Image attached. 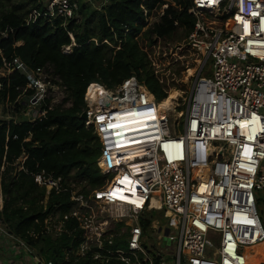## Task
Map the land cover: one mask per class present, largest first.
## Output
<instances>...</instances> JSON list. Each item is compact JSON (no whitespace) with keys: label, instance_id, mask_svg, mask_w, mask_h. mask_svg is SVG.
I'll return each mask as SVG.
<instances>
[{"label":"built area","instance_id":"obj_1","mask_svg":"<svg viewBox=\"0 0 264 264\" xmlns=\"http://www.w3.org/2000/svg\"><path fill=\"white\" fill-rule=\"evenodd\" d=\"M192 1L189 13L196 22L184 46L203 59L173 108H161L163 101L135 77L114 88L87 87L84 122L98 138L97 164L106 182L87 195L73 192L71 213L46 220V232L54 236L72 234L66 223L77 221L79 247L66 254L67 261L91 254L99 264H155L142 246L141 221L161 212L149 231L160 239L159 248L166 237L176 250L171 261L159 253L160 264H245L247 249L264 243L258 211L264 191V0ZM95 2L50 0L26 24L61 18L66 25L79 20L82 3ZM71 52V46L63 49ZM0 72L26 78L20 90L32 92L26 106H33L32 114L26 115L28 108L24 113L29 122L45 117V101L50 110L63 105L59 95L65 88L51 66L34 69L14 57L4 60ZM36 181L46 187L45 203L53 190L63 191L61 179L45 172ZM118 239L127 241V252L113 248ZM0 246L6 253L0 264H55L2 228ZM128 254L141 258L132 261Z\"/></svg>","mask_w":264,"mask_h":264},{"label":"trees","instance_id":"obj_2","mask_svg":"<svg viewBox=\"0 0 264 264\" xmlns=\"http://www.w3.org/2000/svg\"><path fill=\"white\" fill-rule=\"evenodd\" d=\"M49 2L0 0V69L4 60L14 57L34 69L51 66L72 103L69 108L57 105L50 110L46 107L49 101H45V117L29 122L21 113L32 94L24 95L20 90L26 87V78L18 72L0 77V107L10 104L20 115V120H0V228L55 264H99L91 254L65 259L79 247L81 232L75 219L66 223L72 234L46 232L50 215L63 218L75 208L73 192L87 195L106 182L97 164L98 138L81 119L85 92L92 83L114 88L135 77L158 101L177 100L181 93L169 92L177 88L173 83L176 71L170 66L196 70L203 59L200 52L184 46L196 22L189 13L193 1L115 0L104 4L96 0L82 3L79 20L72 19L66 25L61 18H39L27 25L29 14L44 12ZM165 5L168 8L159 22L144 30L146 19ZM180 29L184 31L183 42L170 47L168 55L173 63L164 66L161 51L166 53L167 41ZM70 46L72 52L64 54L63 49ZM23 95L25 99L20 100ZM23 157L26 159L21 161ZM41 172L62 181L63 191L53 190L46 203V187L36 181ZM155 215L142 219L145 233ZM153 255L155 264H160L159 253Z\"/></svg>","mask_w":264,"mask_h":264},{"label":"rangeland","instance_id":"obj_3","mask_svg":"<svg viewBox=\"0 0 264 264\" xmlns=\"http://www.w3.org/2000/svg\"><path fill=\"white\" fill-rule=\"evenodd\" d=\"M46 1L47 0H45V2ZM159 12H160V10H158L157 12L155 11L153 13V16L149 17V20H148L149 23H148V25L145 26L144 30H147L150 26L153 25V23L155 21L159 20L157 17ZM183 33H184L183 29H180L176 36H174L169 41H167V44H170V46L168 47L166 45L167 46V48L165 49L166 53L161 51L160 55H161V59L163 61L164 66L169 67L171 62L173 63L171 56L168 55L169 51H170V47H173L174 45H176L177 42H183V40H182ZM161 46H163V45L161 44ZM186 55H188V54H186ZM170 67H171V71H176V73H175L176 76L174 75L175 81L173 83L177 86V88L176 89L173 88L169 92L171 93L173 90H177L182 94H183V92H185V94H183L185 96L188 88L192 85V83L195 79V76H196L195 71L192 70V71H190V73H188L186 71H183L185 68L180 66V65H171ZM209 72H210V70L208 67L206 69V74L208 75ZM2 76L3 75L0 74V77H2ZM59 97H60V99H63V107L64 108L71 107V104L68 102L70 100H67L68 95H67L66 91H65V93L63 92L61 94V96L59 95ZM21 99H25L24 96H22L20 98V100ZM174 103H175V101H174ZM182 103H183V101L180 98L179 104L182 105ZM180 110H185V108L178 109L177 111H180ZM32 111H33V106L32 107L29 106L28 110L26 111V113H27L26 115L28 116V115L32 114ZM24 112L21 111V113L23 115H24ZM10 119L20 120V115H19V113L15 112V110L13 109V107L10 104H5V105L0 107V120L9 121ZM179 131L182 132L183 128L181 127L179 129ZM80 189L81 188L79 187L78 190H80ZM258 196H259L258 211H259L262 223L264 225V191L259 192ZM0 205H2V199L1 198H0ZM162 214H163V212L157 213L155 215V218L159 219L158 215L161 216ZM164 222L165 221L163 220L162 223H164ZM159 240L160 239L157 237V235L155 233L148 231L145 234V238L143 239L142 246L147 252H149L152 255L154 252L160 253V254H167L169 256L168 257L169 261H171L170 256L173 255V253H175V250H176L175 246L176 245L173 242H170L166 237H164L162 239L163 245L159 248L158 247V241ZM115 248L117 250L127 252L128 251L127 241L125 239H118L116 241ZM0 256H3V257L6 256V253L1 249H0ZM128 256L131 258L132 261H135L136 257L141 258L140 254H138L136 256L128 254ZM246 263L247 264H264V243L262 245H259L258 249H252L246 253Z\"/></svg>","mask_w":264,"mask_h":264},{"label":"bare ground","instance_id":"obj_4","mask_svg":"<svg viewBox=\"0 0 264 264\" xmlns=\"http://www.w3.org/2000/svg\"><path fill=\"white\" fill-rule=\"evenodd\" d=\"M192 71V70H191ZM190 73V72H189ZM169 98V97H168ZM174 107V101L173 100H171V99H166L165 101H163L162 102V104H161V108H163V109H168V108H173ZM262 245V244H261ZM252 249H258V246H256V247H253V248H248L247 249V252L249 251V250H252ZM245 264H247L246 262H245Z\"/></svg>","mask_w":264,"mask_h":264},{"label":"water","instance_id":"obj_5","mask_svg":"<svg viewBox=\"0 0 264 264\" xmlns=\"http://www.w3.org/2000/svg\"><path fill=\"white\" fill-rule=\"evenodd\" d=\"M81 119L83 120V121H85L86 119H87V116H86V113H82V115H81Z\"/></svg>","mask_w":264,"mask_h":264},{"label":"crops","instance_id":"obj_6","mask_svg":"<svg viewBox=\"0 0 264 264\" xmlns=\"http://www.w3.org/2000/svg\"><path fill=\"white\" fill-rule=\"evenodd\" d=\"M1 258H0V260H2L4 257L3 256H0Z\"/></svg>","mask_w":264,"mask_h":264}]
</instances>
